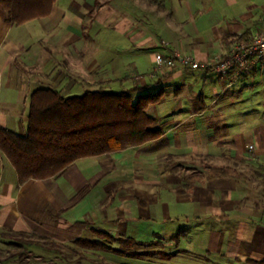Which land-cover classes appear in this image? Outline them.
<instances>
[{"label": "crops", "instance_id": "crops-1", "mask_svg": "<svg viewBox=\"0 0 264 264\" xmlns=\"http://www.w3.org/2000/svg\"><path fill=\"white\" fill-rule=\"evenodd\" d=\"M49 12L19 25L0 9V126L25 134L31 90L84 93L118 83L162 89L145 111L162 133L22 183L0 149L1 252L26 232L66 251L38 256L53 264H173L189 252L208 259L210 250L264 264L256 257L264 256V209L247 200L246 187L252 175L264 182V62L232 83L181 64L146 74L158 53L226 56L264 30V0H55ZM238 83L246 89L240 100ZM102 232L112 248L159 246L166 255L128 257L73 243L104 242ZM12 261L0 255V264Z\"/></svg>", "mask_w": 264, "mask_h": 264}, {"label": "trees", "instance_id": "trees-1", "mask_svg": "<svg viewBox=\"0 0 264 264\" xmlns=\"http://www.w3.org/2000/svg\"><path fill=\"white\" fill-rule=\"evenodd\" d=\"M54 2L0 0V9L9 22L20 25L49 14ZM161 96L162 89L148 92L138 86L118 91L99 87L71 96L52 87L37 88L29 94L25 134L0 126V149L14 166L19 183L52 177L81 157L123 150L159 137L161 128L155 126L156 120L145 111ZM101 234L104 242L78 238L73 243L82 249L104 250L128 257L152 255L148 251L112 248L111 236L107 232ZM19 235L53 243L26 232ZM33 243L27 242L28 245Z\"/></svg>", "mask_w": 264, "mask_h": 264}, {"label": "rangeland", "instance_id": "rangeland-1", "mask_svg": "<svg viewBox=\"0 0 264 264\" xmlns=\"http://www.w3.org/2000/svg\"><path fill=\"white\" fill-rule=\"evenodd\" d=\"M154 67V64L152 65L151 69ZM19 70V69H16ZM18 74H21L20 71H17ZM22 76V74H21ZM128 84V83H127ZM245 84H241L238 83L235 88H237L236 90V96L238 98V100H240V95L244 93V87ZM259 84L257 83L254 87L255 90L253 91H258L259 90ZM107 89L110 90H114V91H118L120 89H123V87H120L118 83H115L114 86H110V87H106ZM157 88L152 87L150 90L153 91ZM250 89L248 88L247 91H249ZM82 89L78 90L75 89L73 91L70 92H63V94L65 96H71V95H76V94H80L82 93ZM244 100V99H243ZM252 116L253 119L260 116L259 111L257 112V110H254V112H252ZM251 181L250 184H247L246 187H248L247 189L249 190V194H247V200L255 205H257L258 207H260L261 209H264V182L261 181V178L259 179L258 175H252L251 179L249 180ZM232 223L235 226H231V231L234 230H238L239 228L236 226L237 223L236 221L232 220ZM176 228H182L183 226L181 225V223L179 224H175ZM236 236V232H232V234H229V236L225 239H234ZM180 238V237H179ZM12 243H10V245H7L6 248H4V252H1L0 250V255L2 256H9L11 257L14 261L15 264H30V263H37V262H41V259L44 258H50L52 259L54 255H59V256H67V253H65L66 251H64L63 249L57 247L54 245V243H48L44 240H39L31 235H23L20 238H13L11 239ZM214 240V239H213ZM28 241H32L34 242L33 244H27ZM177 240H173V242H175ZM170 240H165L164 243H166V247L164 248V251L169 252V244H170ZM183 243V242H182ZM17 244H22V247H18ZM38 245L39 247L35 246ZM131 250H137V251H146L149 248H130ZM155 249V247L153 248ZM151 250L150 253L156 252L158 250L160 256L163 254L162 252V248H159V246L156 247V251ZM223 252H225V250L223 249ZM188 255H185L184 258H177V259H173V264H245V263H239L234 261L233 255L230 253H227L225 255H221V254H217L215 251H211L208 253V259H204L203 257H200L199 255H195L193 252H189L187 253ZM38 256L41 257V259L38 258ZM68 257V256H67ZM256 257H260V258H264V256H259L256 255ZM181 259V260H180ZM40 264H53L52 260L47 261H42Z\"/></svg>", "mask_w": 264, "mask_h": 264}, {"label": "built area", "instance_id": "built-area-1", "mask_svg": "<svg viewBox=\"0 0 264 264\" xmlns=\"http://www.w3.org/2000/svg\"><path fill=\"white\" fill-rule=\"evenodd\" d=\"M264 62V30L256 31L246 42L238 44L226 56H213L206 61L195 59L194 56L182 52L171 54L158 53L154 59V67L147 72L153 78L161 72L169 71L177 64L190 69H200L220 75H230V82L236 81L242 74L257 68ZM139 75H133L134 80Z\"/></svg>", "mask_w": 264, "mask_h": 264}]
</instances>
